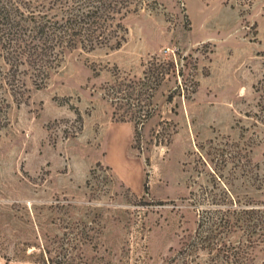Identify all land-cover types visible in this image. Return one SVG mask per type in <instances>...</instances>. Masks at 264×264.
I'll use <instances>...</instances> for the list:
<instances>
[{
    "label": "rangeland",
    "instance_id": "rangeland-1",
    "mask_svg": "<svg viewBox=\"0 0 264 264\" xmlns=\"http://www.w3.org/2000/svg\"><path fill=\"white\" fill-rule=\"evenodd\" d=\"M123 26L121 48L68 51L44 87L10 99L0 264H220L191 246L212 198L190 193L225 184L264 208V0H145ZM145 73L161 80L137 124L146 96L137 107L125 85Z\"/></svg>",
    "mask_w": 264,
    "mask_h": 264
},
{
    "label": "trees",
    "instance_id": "trees-1",
    "mask_svg": "<svg viewBox=\"0 0 264 264\" xmlns=\"http://www.w3.org/2000/svg\"><path fill=\"white\" fill-rule=\"evenodd\" d=\"M242 1L249 4L254 0ZM144 4L145 0H0V131L9 121L10 99L18 105L23 102L28 80L36 89L44 87L68 51L121 48L127 35L124 19L141 11ZM167 66L166 71L172 72L175 64ZM155 80L157 83L150 86L148 73H145L141 81L125 85L133 92L127 98L138 100L137 107H141L140 97L146 96L147 110L132 114L130 121L139 124L152 116V99L161 77L158 75ZM263 84L264 79L259 85ZM122 85L117 83L109 88L112 96L116 98L121 93ZM135 91L138 98H133ZM113 117L123 122L127 120L117 118L116 112ZM209 193L212 198L209 208L199 217V239L196 236L191 246L209 254L216 253L213 258L222 259L220 264L251 263V251L264 248V208L235 198L225 184L213 186L205 193L207 199L204 193L199 199L190 193L191 203L205 202Z\"/></svg>",
    "mask_w": 264,
    "mask_h": 264
}]
</instances>
